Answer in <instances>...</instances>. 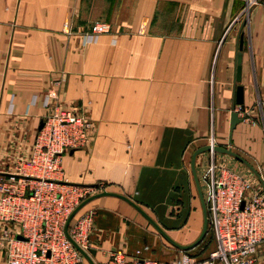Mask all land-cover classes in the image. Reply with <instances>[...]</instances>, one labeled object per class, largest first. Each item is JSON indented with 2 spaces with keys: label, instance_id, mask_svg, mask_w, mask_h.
I'll return each instance as SVG.
<instances>
[{
  "label": "crops",
  "instance_id": "obj_1",
  "mask_svg": "<svg viewBox=\"0 0 264 264\" xmlns=\"http://www.w3.org/2000/svg\"><path fill=\"white\" fill-rule=\"evenodd\" d=\"M244 7L242 26L235 18ZM96 22L108 24L109 31L96 43L82 45L80 34ZM240 31L236 85L243 87L244 109L230 133ZM51 89L59 105L73 107L92 124L91 142L61 158L66 179L101 183L106 191L126 196L179 244H190L202 229L190 158L210 136L264 180V133L258 121V102L264 99L262 3L0 0V172L31 152L46 113L42 100ZM208 157L207 151L196 156L198 177ZM234 159L241 166L235 160L231 164L257 178ZM185 193L192 202L188 212ZM89 209L95 212L91 249L96 252L89 254L94 264L118 249L127 260H169L182 251L118 197L96 198L81 211ZM203 240L192 248L198 259L215 248ZM252 264H264V243Z\"/></svg>",
  "mask_w": 264,
  "mask_h": 264
},
{
  "label": "built area",
  "instance_id": "obj_2",
  "mask_svg": "<svg viewBox=\"0 0 264 264\" xmlns=\"http://www.w3.org/2000/svg\"><path fill=\"white\" fill-rule=\"evenodd\" d=\"M262 3L264 0H250ZM238 20V16L235 21ZM66 28V24H65ZM66 32V30H64ZM106 23L96 22L80 34L82 45L96 43L107 33ZM46 113L34 135L31 152L18 158L14 170L0 172V250L3 264H81L85 259L73 242L89 253L95 212H78L65 225L72 211L86 198L106 191L103 184L69 182L61 158L92 140V124L73 107L57 103L51 89L42 100ZM264 133V99L258 102ZM241 112L239 106L234 108ZM244 119H248L243 117ZM256 123V119L249 120ZM210 146L216 145L213 136ZM199 165V181L205 199L208 226L215 248L203 259L186 253L169 260H127L122 250L111 252L100 264H252L264 243V186L231 164L230 155L214 151Z\"/></svg>",
  "mask_w": 264,
  "mask_h": 264
},
{
  "label": "water",
  "instance_id": "obj_3",
  "mask_svg": "<svg viewBox=\"0 0 264 264\" xmlns=\"http://www.w3.org/2000/svg\"><path fill=\"white\" fill-rule=\"evenodd\" d=\"M243 26V25H242ZM242 43H243V33L240 31L239 35H238V40H237V50H236V54H235V72H234V105H233V109L232 112L230 113V133L232 132V130L234 129L235 125L239 122L242 121V118L238 117V113L237 111L234 110L235 105L239 106L240 109H244V104H243V87L239 83L240 79H241V49H242ZM43 122L40 123L38 129L41 128ZM205 151H214V152H218V153H223V154H227L230 155L238 160H240L241 162L246 163V161L239 156L237 153L233 152L231 150V148H225L219 145H214V146H210V145H205L203 147H200L196 150H194V152L191 155L190 158V168H191V173L193 176V181L197 190V194H198V198L201 204V209H202V215H203V224H202V229L200 231V234L198 235V237L191 242L190 244H179L176 241H174L164 230L161 226H159V224H157V222L155 220H153L141 207H139L134 201H132L131 199L127 198L124 195L118 194V193H114V192H109V191H102L98 194L92 195L86 199H84L73 211L72 213L69 215L66 225H65V234L66 236L69 238V235L67 234V227L69 222L71 221V219L75 216V214L88 202L99 198V197H103V196H114V197H118L122 200H124L125 202H127L129 205H131L137 212H139V214H141L151 225L152 227L165 239L167 240L172 246H174L175 248L179 249V250H189L192 249L193 247H195L201 240L202 238L205 236L207 229H208V214H207V208H206V203L203 197V193L199 184V180H198V176H197V172H196V168H195V160H196V156L200 153H203ZM248 167L254 172V174L257 176L258 180L262 183V185L264 186V180L262 179V177L249 165L247 164ZM70 239V238H69ZM74 246L79 250V252L84 256V258L86 260H88V262L90 264H94V262L92 261L91 257L89 254L94 255L95 254V249H89L88 252H85L84 250H82L81 248H79L74 242H73Z\"/></svg>",
  "mask_w": 264,
  "mask_h": 264
},
{
  "label": "rangeland",
  "instance_id": "obj_4",
  "mask_svg": "<svg viewBox=\"0 0 264 264\" xmlns=\"http://www.w3.org/2000/svg\"><path fill=\"white\" fill-rule=\"evenodd\" d=\"M250 2V0H247V3H249ZM248 4H246V6H247ZM246 12H247V8L246 7H244L243 8V10L241 11V13L239 14V15H237L238 16V20L236 21V22H241V21H243V26H244V22H246L245 21V17H246ZM209 139V138H208ZM207 145H210L209 143L207 144ZM207 152H209V151H207ZM229 158H231V160H235L233 157H229ZM235 162H236V164H237V166L239 167V166H241V164H239V163H237V161L235 160ZM15 163H16V160H15V162H14V165H15ZM235 164V163H234ZM12 170H14V169H12ZM243 170V169H242ZM244 170H246V172H247V169H244ZM252 174V173H251ZM253 175V174H252ZM251 178L253 179V181L254 182H257V187L260 189H262V186H261V184H260V182L257 180V178L256 177H253V176H251ZM198 180H199V178H198ZM199 184H200V181H199ZM192 186V190H193V192H194V194L196 195L195 197H196V203H198V199H197V197H198V194H197V190H196V187L194 186V185H191ZM200 187H201V190H202V186H201V184H200ZM263 190V189H262ZM205 200V199H204ZM181 203V202H180ZM185 210L188 212L189 210H191L192 209V202H189L188 200H187V193H185ZM83 211H81V209L78 211V215H81V214H83L82 213ZM84 212H86V211H84ZM173 212V211H172ZM209 227V226H208ZM209 229V228H208ZM208 229H207V232H206V234H205V236L203 237V239L205 240V238L207 239V241H208V244L210 243V244H215V238H214V236L212 235V233L211 232H209L208 231ZM90 234H92V232L90 233ZM203 240V241H204ZM90 241H91V235H90ZM91 245H92V241H91ZM184 245V244H183ZM172 247V246H171ZM172 248H174V247H172ZM198 249H196L195 250V252L197 251ZM201 251H203V249L202 250H199V252H201ZM180 252V255L182 254V253H186V254H189V255H191V256H194L195 258H196V255H193L194 253H192L193 252V249H189V250H184V251H179ZM197 253H198V251H197ZM196 253V254H197ZM198 259V258H197ZM85 260V259H84ZM83 260V261H84Z\"/></svg>",
  "mask_w": 264,
  "mask_h": 264
},
{
  "label": "trees",
  "instance_id": "obj_5",
  "mask_svg": "<svg viewBox=\"0 0 264 264\" xmlns=\"http://www.w3.org/2000/svg\"><path fill=\"white\" fill-rule=\"evenodd\" d=\"M209 228V227H208ZM209 232H211L210 228L208 229Z\"/></svg>",
  "mask_w": 264,
  "mask_h": 264
}]
</instances>
